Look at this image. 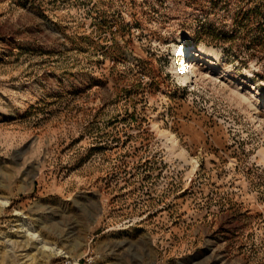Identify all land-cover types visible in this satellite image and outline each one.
Segmentation results:
<instances>
[{"label":"rangeland","instance_id":"1","mask_svg":"<svg viewBox=\"0 0 264 264\" xmlns=\"http://www.w3.org/2000/svg\"><path fill=\"white\" fill-rule=\"evenodd\" d=\"M261 97L264 0H0V264H264Z\"/></svg>","mask_w":264,"mask_h":264},{"label":"trees","instance_id":"2","mask_svg":"<svg viewBox=\"0 0 264 264\" xmlns=\"http://www.w3.org/2000/svg\"><path fill=\"white\" fill-rule=\"evenodd\" d=\"M257 8H252L248 11H241L239 14V18L235 20V27L233 30L230 31H219V33L216 31L215 26L213 23L210 24V26L205 30L204 32V41L208 46H212L214 48H221L225 54H229L235 51H240L241 50L238 48V45L234 44L236 41H243L247 42L249 37H251L254 28L252 29L251 25L253 22L257 23L259 25V22L257 21ZM258 12V11H257ZM259 14V13H258ZM247 23V25L245 24ZM255 23V24H256ZM249 25V26H248ZM246 26V28H245ZM240 27H243L242 30H240ZM242 31V32H241ZM257 42L254 41V44L246 45L247 51H249L250 47H256L255 43ZM241 48V46H240Z\"/></svg>","mask_w":264,"mask_h":264},{"label":"bare ground","instance_id":"3","mask_svg":"<svg viewBox=\"0 0 264 264\" xmlns=\"http://www.w3.org/2000/svg\"><path fill=\"white\" fill-rule=\"evenodd\" d=\"M176 52L178 53L179 56H184L185 59H186V56L191 55L194 52L192 55L193 59H190L187 65L185 64V61H184L182 64L184 66V68L182 70H180V68L176 70V71H178L179 80L184 85H187V86L189 84H193L192 74H193L194 70L197 68L198 62L201 60V54H203L204 56H207V57H211L213 59H219L220 58V53H217V52L208 53L202 49H197V47H195V51H193L192 49H189L188 47H180L176 50ZM198 52H200V53L198 54ZM251 96H254V95H251ZM244 99H246V97H244ZM261 100L264 101V97H261ZM263 158H264V155H263Z\"/></svg>","mask_w":264,"mask_h":264}]
</instances>
